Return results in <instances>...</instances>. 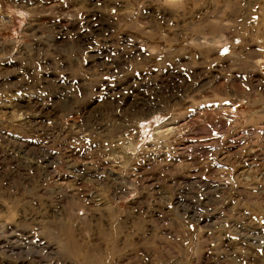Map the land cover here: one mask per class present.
<instances>
[{
  "label": "rangeland",
  "instance_id": "374dc122",
  "mask_svg": "<svg viewBox=\"0 0 264 264\" xmlns=\"http://www.w3.org/2000/svg\"><path fill=\"white\" fill-rule=\"evenodd\" d=\"M0 264H264V0H0Z\"/></svg>",
  "mask_w": 264,
  "mask_h": 264
}]
</instances>
